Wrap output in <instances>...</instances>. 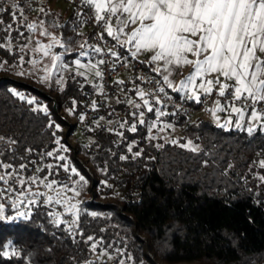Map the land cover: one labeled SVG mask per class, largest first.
Segmentation results:
<instances>
[{"label":"trees","instance_id":"obj_1","mask_svg":"<svg viewBox=\"0 0 264 264\" xmlns=\"http://www.w3.org/2000/svg\"><path fill=\"white\" fill-rule=\"evenodd\" d=\"M16 4L27 15L26 21L34 18L59 36L65 63L81 50L89 47L92 51V31L81 30L83 22L74 8L65 17L61 9L50 6V1L42 2L36 10H32L31 0H16ZM12 6L0 0V7L5 9L0 12V63L6 61L10 67L18 64L21 55L17 44H11L28 34L26 22L12 19V12L17 11ZM8 24L12 29L6 31ZM120 57L132 59L126 51ZM0 73V161L13 167L24 164L21 170L26 173L30 172L29 165H40L41 175L49 173L58 179L76 177L71 172L74 167L91 180L86 162L71 149L61 150L68 143L65 134L82 127L93 140L81 142L80 151L98 168L107 169L101 175L116 181L118 188L130 183L120 201L102 200L99 193L110 191V187L92 180L93 186L101 187L92 196H82L75 224L45 201L37 199L27 204L22 199L25 208L20 212H27L28 220H0V253H9L0 254V264H93L99 260L95 253L101 251L116 255L115 264L121 260L124 264H264L262 126L249 133L237 127H221L202 115L193 118L183 112H168L158 104L152 105L153 111L141 124L139 114L132 115L122 100L99 107L92 98L97 86L75 71L55 96L7 69L0 68ZM14 85L26 89L23 94L27 98L38 92L43 99L29 104L13 94ZM43 101L47 114L34 110L42 108L37 103ZM75 105L80 117L91 107L96 113L90 119L84 115L81 124L70 122L64 109ZM158 111L167 115L158 116ZM97 117H120L125 126L118 128L116 123L109 128L104 121L96 124L92 120ZM154 120L157 126L162 121L177 125L178 143L155 137L154 132L148 135L146 123ZM133 124L136 131L130 130ZM188 140L197 151L180 147ZM49 152L53 155H47ZM64 153L69 156L66 164L58 159L60 154L66 156ZM63 165L69 170L65 171ZM11 201L10 194L0 192L6 217L16 215ZM96 241L100 243L94 251L92 244Z\"/></svg>","mask_w":264,"mask_h":264},{"label":"snow or ice","instance_id":"obj_2","mask_svg":"<svg viewBox=\"0 0 264 264\" xmlns=\"http://www.w3.org/2000/svg\"><path fill=\"white\" fill-rule=\"evenodd\" d=\"M84 3L94 8L95 19L97 23L103 22L105 31L114 40L121 44L122 47L132 45L135 51L131 52L133 57L137 56L140 52H150L151 61L156 63L153 71L163 74V81L169 88H173V81L170 79L173 71L185 65H192L193 72L184 80L180 81L176 91L192 90L190 99L196 102L200 101V95L197 94V89L202 90L205 95H210L213 89L218 85V95L224 97L229 89L234 101H240L242 107H235L229 105L231 112L236 113L241 120L244 119V107L248 102L254 106L259 102H264V0H84ZM5 11L0 7V12ZM17 11L19 15H17ZM17 11L12 12V19L18 20L24 17V10L17 7ZM41 12L44 9H40ZM115 17L116 26L112 25V18ZM0 25H3V20H0ZM28 28L35 30L37 25L35 23L26 25ZM131 26V31H125ZM40 27H43L41 22ZM12 25L8 24L6 31L11 30ZM42 35L52 36L53 43L38 44V51L43 52L45 56L49 54L50 49L57 42V38L52 35L46 28H44ZM121 36L125 39L121 40ZM63 46V45H61ZM83 47V45H81ZM97 52L102 49L97 48ZM108 51L112 52L111 49ZM114 57L119 59V53L112 52ZM189 55L194 59H189ZM60 59L59 56L53 58L52 70H57L56 61ZM35 63V61H33ZM78 66L80 62H76ZM104 61H98L94 67L97 68L95 75L101 77L103 74L98 70V65L103 64ZM66 67V66H62ZM45 73L50 70L46 66ZM84 75V73H79ZM216 74L215 79H207L208 76ZM223 78V80L221 79ZM42 80L49 79L46 74L41 78ZM200 80L197 85L196 81ZM233 81L229 84L225 81ZM59 82V81H58ZM123 84V81H117ZM14 95L21 100H27V103H36L35 98L28 99L23 93L11 90ZM160 92H164V88H159ZM142 100L144 105L148 106L149 112L153 108L149 105V101L144 99L148 93L143 90H137L136 93ZM129 103H134L129 100ZM216 107L209 109L216 117L217 111L226 110L224 106L216 101ZM95 107V102H93ZM135 107L139 108L140 105L136 104ZM42 110L47 114L48 109L46 106L34 109ZM70 112L73 109H69ZM135 115V113H133ZM158 116L167 115L164 112H157ZM139 123L143 124L144 113H139ZM264 118V113L258 112L255 107L250 114V119L255 121ZM83 119V117H81ZM231 122V117L228 121L219 126L226 127ZM49 126H52L51 124ZM237 127L240 125L237 124ZM264 126V125H262ZM59 129V125H55ZM151 127H157L155 123ZM166 127H171L167 125ZM131 131H136L135 124L132 125ZM163 131V128L159 129ZM249 133L252 128L247 129ZM122 135V133H121ZM155 137H150L154 139ZM0 139H3L0 137ZM59 144V139H57ZM172 143H178L173 140ZM159 147V145H158ZM180 147L189 148L191 151H197V146L193 145L191 140ZM61 150L67 151L66 148L61 146ZM30 151V150H29ZM131 151V145L129 146ZM47 155L52 156L53 153L49 152ZM140 155V153H135ZM125 157H122V159ZM58 159L65 160V156H59ZM264 167V160L260 161ZM26 166L20 164L19 168L23 169ZM51 167V165H49ZM65 171L69 170L68 165H63ZM0 169L4 170V175H0V182L8 184L13 179V173L19 177V173L13 168L11 164H5L0 161ZM73 174L79 175L76 169L71 168ZM31 183H35L38 177L29 178ZM264 180V177H260ZM80 181H84L83 176H79ZM43 183V181H41ZM18 183L24 186L26 181L19 177ZM57 184L56 181H51L45 184L46 188L52 189L53 185ZM67 188V186H64ZM12 190V189H9ZM4 189H0L3 192ZM75 192V189H71ZM38 195H43L38 194ZM78 195V193H77ZM56 196L60 197L61 193L56 192ZM53 200L52 196L47 199L48 203ZM70 198L65 197L66 211L71 212L78 218V212L74 211L76 205L69 202ZM60 203V200H56ZM23 204L24 201H19ZM34 201L28 200V204H33ZM13 208H17V201H13ZM55 215H59L58 213ZM92 215H96L92 213ZM23 218L29 219L27 212H20L17 209L15 216H7L5 214V205L0 203V220L9 219L16 220ZM66 223V221L57 220L56 223ZM76 221H73L75 224ZM93 240V237H88ZM96 241L92 244L95 251L97 244ZM2 255H9L8 252L0 253ZM91 264V262H89ZM120 264H124L121 260Z\"/></svg>","mask_w":264,"mask_h":264},{"label":"rangeland","instance_id":"obj_3","mask_svg":"<svg viewBox=\"0 0 264 264\" xmlns=\"http://www.w3.org/2000/svg\"><path fill=\"white\" fill-rule=\"evenodd\" d=\"M7 4H12L13 5L12 7L14 8L13 10L17 9L16 0H6V5ZM57 7L62 8V12L66 16L70 14V11L66 12V9L69 8L66 3L61 2L58 4ZM26 16L27 15H24V17ZM26 20L27 19L25 18H21L19 19V22H23V23L26 22V25L35 23L37 25V28L35 30H32L26 26V29H28V34L23 37L22 41L17 40L11 44V46H13L14 44H17L18 49L21 50V53H20L21 55L19 57L18 64L14 67H10L9 64L6 61H4L0 63V68L9 70L11 74L23 76L27 82L32 83L35 87L53 96H55L58 90L61 89L65 85L66 80L68 78H71L70 74L72 71H75L76 74L84 73L83 76L87 79L88 83L97 86V80H96L97 76L95 75V71L97 70V68L94 67L97 64H95L92 58L89 47L84 50H81L78 56L73 57L70 63H65L63 61V49L61 47L60 38L54 32L53 33L50 32L52 35H54L57 38V42H55L54 46L50 49L49 54L45 56L43 52L37 50L38 44L46 45L49 43H53L52 36L42 35V32L44 28H46V26L43 25V27H40V24H41L40 21L34 18L29 21H26ZM81 30L83 32H86L88 30V27L83 24L81 26ZM56 56L60 57V59L56 61L58 71L52 70L53 58ZM33 61H35V63H33ZM77 61H79L80 65L82 66H78L76 63ZM46 66L50 70L49 73H45L44 71ZM62 66H66V67H62ZM46 74L49 76V79L42 80L41 78L44 77ZM128 75H129V71L124 70L118 74V78L120 80H125L128 77ZM72 79H75V77H72ZM12 89H15L16 91L21 92V93H24V91L26 90V89H18L15 85L12 86ZM28 98L29 99L35 98V100L37 101L38 99L42 100L43 95L39 94L38 92H32L31 94L28 95ZM114 102L117 103L118 100L115 99ZM37 105L43 106L44 101L41 103H37ZM230 105L235 106V107H241L237 104H230ZM216 106L217 105H215V107ZM69 109H73V111L70 112ZM76 111H77L76 105L73 107H67L66 109H64V115L68 118L70 122L84 121L85 112L81 116L83 117V119H81V117L77 115ZM95 113H96V109L91 116L92 118ZM234 114L236 113L231 112L229 108V109H226L225 112L219 111V113H216V117L219 118L218 120L213 116L212 112L211 114H207L206 112H203L200 115H202L203 117H207L208 119H211L215 123L220 124V125L224 124L226 121H228L229 117H231V122L228 123L226 126L229 128L232 126L237 127L236 126L237 124L240 125L237 128L245 129V130H247L249 127H251L252 129L255 127L252 124H248L244 126L243 123H240V120H241L240 118L238 119V121H234L233 119ZM193 118H196V116H194ZM92 121L95 122L96 124H98L100 121H104L108 125L109 128H113L114 126H116L115 125L116 123L119 124L118 128L125 126V121L121 120L120 117H113L110 119L108 118L105 119L103 117L102 118L97 117L95 118V120H92ZM162 122H163L162 123L163 125L161 124L157 126L156 128L151 127L153 123L157 124L156 120L150 123H146L147 125L146 127L148 129V135L154 132L155 137H162L164 140H171V141L178 140V137L180 135V132H179L180 128L177 125H174L173 123H167L164 121ZM167 125H171V127H166ZM160 128H163L164 130L160 131L159 130ZM64 130L66 133L67 128ZM65 136L67 138L68 143L64 145V148L73 150L77 156H79L80 158L84 160V162H86V166L90 170V173H91V180L87 179L86 176H83L80 173H78L79 175H77L76 177H74V175H70L67 177H59V179L58 177L57 178L50 177L49 173L45 175H41L40 165H36L34 167L29 165L28 166L30 170L29 173L22 171L19 167H13L14 169L18 171L19 177H22L26 181L25 185L21 186L18 183L19 177L16 176L15 172L13 173V179L10 180L8 184H5L3 182L0 184L4 189V192L6 194H10L13 201L14 200L17 201V208H13L11 206V209H13L15 212H17V209L20 211V210H23V208H25L24 207L25 204L19 203V201L22 199L27 201V204H28V200L35 201L37 199L48 203L47 202L48 197L52 196L53 200L51 203H48V204L53 205L60 214L65 215L68 218L69 223H73V221L77 219V216H74L71 212H67L65 210L67 206L65 202V197L70 198L69 202L76 205V209L74 211L78 212L79 203L82 199V196H92L94 195L97 189V187L92 185V180L94 179L98 180L99 183L103 182L105 186L110 187V191L100 192L99 198H101L102 200H116V201H120V199L122 198L123 193L126 191L130 183H127L125 187L123 186L122 188H118L116 185L117 183L116 181L112 179L111 180L106 179L101 175L105 173L107 169L104 170V169L98 168L94 162L90 161L87 158V156H85L83 152L80 151L81 142L83 143L90 142L93 140V136L91 134H87L82 129V127L76 128V130L72 134H69V135L65 134ZM62 155L63 154H60L59 156H62ZM65 157L67 159H65L64 164H66L69 159L68 155H66ZM49 165H51V162L48 163V168L50 169L52 166L49 167ZM124 169L125 167L122 165L121 171L122 170L124 171ZM137 174L138 173L136 172L135 176ZM0 175H4V170L0 169ZM79 176H83L84 181H80L79 183H76L77 181H79ZM31 177H38V179L36 180L35 183H31L29 179ZM41 181H43V183ZM51 181H56L57 184L53 185L52 189L46 188L45 184ZM69 182H72V185H69ZM65 185L67 186V188L64 187ZM100 187L97 190H99ZM73 188L75 189V192L71 191V189ZM89 188H91L92 193L89 192ZM9 189H12V190H9ZM57 191L61 193L60 197L56 196ZM41 193L43 195H38ZM57 199L60 200V203L56 202ZM13 201L9 202V204L12 205ZM19 205H21V208L19 207ZM95 255H96L95 257L99 258L102 264H115L114 256L116 255H113L112 257V255L106 253V251H101L100 253L96 252ZM174 264H198V263L183 261V262H178Z\"/></svg>","mask_w":264,"mask_h":264},{"label":"built area","instance_id":"obj_4","mask_svg":"<svg viewBox=\"0 0 264 264\" xmlns=\"http://www.w3.org/2000/svg\"><path fill=\"white\" fill-rule=\"evenodd\" d=\"M50 1H62L69 4L78 16L81 18L83 24L92 31L93 49L95 52L94 62L98 64V61L103 60V64H99V69L102 72V76L96 78L97 89L93 92L92 98L98 103L99 107L107 106L111 101L115 99L122 100L127 105L129 112L133 115L144 113V118L147 119L149 111L148 106L144 105L143 100L136 94L137 90H143L148 93L144 97L149 101V105L158 104L163 110L168 112H183L189 117H194L202 114L215 106L216 101L232 104L236 103L241 106L240 101H234L231 90L224 97L218 95V85L213 89L210 95H204L200 98L199 102L191 100L184 95H179L171 92L165 85H163L161 76L150 69L145 63L138 59H122L112 55V52L119 53V56L124 52V48L114 42L111 36L105 31L103 22H96L95 10L89 5L84 3V0H31L32 10H36L40 7L42 2ZM115 21V17L112 18V22ZM100 48L102 51L97 52L96 49ZM109 49L112 52L108 51ZM129 71V75L125 80L118 79V74L121 71ZM117 81H123V84L117 83ZM163 87L164 92H160L159 88ZM131 100L134 103H129ZM139 104L140 107H135ZM260 110L264 112V102H259L256 105H252L251 102L247 103L246 109ZM94 112V108L91 107L85 113V118L90 119ZM134 115V116H135ZM82 122H80L81 124ZM93 264H101L99 260H95Z\"/></svg>","mask_w":264,"mask_h":264},{"label":"crops","instance_id":"obj_5","mask_svg":"<svg viewBox=\"0 0 264 264\" xmlns=\"http://www.w3.org/2000/svg\"><path fill=\"white\" fill-rule=\"evenodd\" d=\"M62 1H55V2H51V4H50V6L51 7H56V8H58L57 6H58V4L59 3H61ZM62 3H65V2H62ZM67 4V3H66ZM67 6L69 7V8H67L66 9V12L67 11H70L71 10V6L69 5V4H67ZM59 9H61L62 10V8H59ZM65 17H66V15L65 14H63ZM112 25H113V27H115L116 26V20L114 21V22H112ZM89 29V28H88ZM125 31H131V26L128 28V29H125ZM112 39H113V37H112ZM121 40H124L125 39V37L124 36H121V38H120ZM114 40V39H113ZM114 42H116L117 44H119V45H121L120 43H118L116 40H114ZM124 48V51H126V53L128 54V55H130L131 57H132V59H138V60H141V61H143L150 69H154L157 65H156V63H154V62H152L151 61V55H152V53H150V52H140V53H138L137 54V56H135V57H133L132 55H131V52L132 51H135V49H134V47L132 46V45H128L127 47H123ZM91 55H92V58H93V60H94V56H95V52H94V49L92 48V51H91ZM189 59H194V57H192L191 55H189ZM96 64V63H95ZM98 69H99V66H98ZM99 71H100V69H99ZM193 72V66L192 65H185V66H183V67H181V68H177V69H175L174 71H173V74H172V76H170V79L173 81V84H174V87L173 88H169L168 86H167V84L163 81V74L162 73H158L160 76H161V78H162V82H163V85H165L169 90H171V92H173V93H177V94H179V95H184V96H186L187 98H189L190 96H192V90H186V91H176L175 90V88H178L179 87V85H180V81H182V80H184L187 76H189L191 73ZM215 75L216 74H212V75H210V76H208L207 77V79H215ZM97 78V77H96ZM119 79V78H118ZM222 80H223V78H221ZM225 82H227V83H229V84H232L233 83V81H225ZM200 83V80L198 79L197 81H196V84L198 85ZM231 90V89H230ZM197 94L198 95H200V98H202L205 94L202 92V90H199V89H197ZM190 99V98H189ZM191 100H194V99H191ZM232 104H236V103H232ZM216 105V104H215ZM220 105L221 106H224L226 109H229V105L230 104H226V103H222V102H220ZM237 105H239V104H237ZM239 106H241V105H239ZM242 107V106H241ZM213 108H215V106H213L212 108H210V109H213ZM253 109H246V108H244V111H245V117H244V119L243 120H240V123H243V125L244 126H246V125H248V124H252L253 126H255L254 128H253V130L255 129V128H257L258 126H262V125H264V118H262V119H258V120H255V121H253V120H251L250 119V114H251V111H252ZM258 112H260V113H264L263 111H260V110H257ZM207 114H211V111H209V110H207V111H205ZM222 112H225V110H222ZM216 113H219V111H217ZM233 119H234V121H238V119H239V116L237 115V114H234V117H233ZM233 127V126H232ZM263 128H264V126H262Z\"/></svg>","mask_w":264,"mask_h":264}]
</instances>
